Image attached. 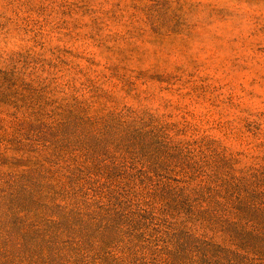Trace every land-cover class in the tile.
Returning <instances> with one entry per match:
<instances>
[{
    "label": "rangeland",
    "instance_id": "374dc122",
    "mask_svg": "<svg viewBox=\"0 0 264 264\" xmlns=\"http://www.w3.org/2000/svg\"><path fill=\"white\" fill-rule=\"evenodd\" d=\"M0 264H264V0H0Z\"/></svg>",
    "mask_w": 264,
    "mask_h": 264
}]
</instances>
